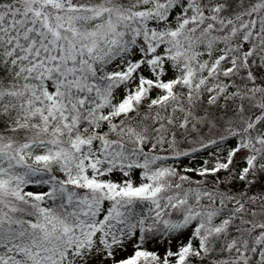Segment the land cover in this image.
Wrapping results in <instances>:
<instances>
[{"label":"snow or ice","instance_id":"snow-or-ice-1","mask_svg":"<svg viewBox=\"0 0 264 264\" xmlns=\"http://www.w3.org/2000/svg\"><path fill=\"white\" fill-rule=\"evenodd\" d=\"M0 264H264V0H0Z\"/></svg>","mask_w":264,"mask_h":264}]
</instances>
